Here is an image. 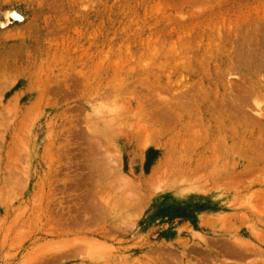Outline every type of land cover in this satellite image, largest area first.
<instances>
[{"label":"rangeland","instance_id":"374dc122","mask_svg":"<svg viewBox=\"0 0 264 264\" xmlns=\"http://www.w3.org/2000/svg\"><path fill=\"white\" fill-rule=\"evenodd\" d=\"M0 264H264V0H0Z\"/></svg>","mask_w":264,"mask_h":264}]
</instances>
